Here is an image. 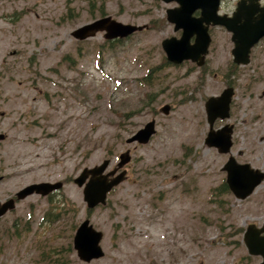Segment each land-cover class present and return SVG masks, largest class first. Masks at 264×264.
<instances>
[{
	"label": "rangeland",
	"instance_id": "1",
	"mask_svg": "<svg viewBox=\"0 0 264 264\" xmlns=\"http://www.w3.org/2000/svg\"><path fill=\"white\" fill-rule=\"evenodd\" d=\"M172 5L0 0V111L9 114L0 118V131L8 133L0 143V200L29 181L64 180L54 198H23L1 217L0 264H238L245 254L236 233L250 220L242 212L251 211V201L242 204L222 187L227 157L204 144V102L223 88L231 64L228 36L216 29L207 75L199 76L190 62H167L161 41L176 35L165 16ZM108 15L148 29L114 43L104 31L80 40L72 36ZM233 78L234 121L259 112L257 125L263 123L264 49L255 50ZM164 104L170 105L168 114L160 110ZM26 108L40 127L26 130L18 121ZM51 111L64 120L61 129L41 121ZM151 119L156 131L147 142H125ZM249 124L239 125L243 131ZM127 149V177L106 205L87 208L72 178L105 160L108 171ZM45 212L48 220L44 215L41 221ZM16 217L19 226L9 227ZM85 218L103 233L104 256L90 262L79 260L72 248Z\"/></svg>",
	"mask_w": 264,
	"mask_h": 264
},
{
	"label": "water",
	"instance_id": "2",
	"mask_svg": "<svg viewBox=\"0 0 264 264\" xmlns=\"http://www.w3.org/2000/svg\"><path fill=\"white\" fill-rule=\"evenodd\" d=\"M165 3L171 1H177L180 4L178 8H167V20L174 23V30L181 28L182 35L179 39L174 37L165 38L161 41L162 49L165 52L166 58L172 63H180L185 59L197 61L198 65L203 62L204 55L207 52V47L210 38L207 34V24L211 21L213 24H221L225 26L230 32H232V40L236 46L232 50L233 59L236 63L245 64L249 61V52L251 46L264 35V17H259L258 20H254L249 17H244L245 22L241 25L237 23L240 21L239 16L232 18H225L216 15L213 8V12L209 15L206 14L204 8V0H163ZM193 2V3H192ZM195 2V3H194ZM202 6V16L199 18H191L192 8L189 5ZM190 18V19H189ZM242 18V17H241ZM205 23V24H204ZM144 28V25H135L130 23H122L112 18L111 16H104L95 19L90 23H86L72 31V36L77 39H84L89 36L95 35L99 31H104L103 36L107 39L123 38L135 31H140ZM196 34L195 42L190 43V37ZM245 36L249 38L246 39ZM243 44L242 47L239 45ZM242 57V58H241ZM241 58V59H240ZM232 89L227 88L222 91L218 96H210L205 102V111L207 121L212 124L217 117L228 116V104L232 96ZM169 105L161 107V111L168 113ZM154 120L146 123L143 128L137 130L126 142L130 143L138 141L140 143L147 142L148 138L154 132ZM228 130H222L218 132L210 131L206 138V143L209 146H215L218 151H226V148L221 147L222 141L225 144L228 143ZM222 134V135H221ZM225 135V136H224ZM4 138L3 134H0V139ZM226 139V140H225ZM221 142V143H220ZM130 160L129 149L119 154V161L116 167L104 173L108 166V160L100 165L93 167H84L81 172L74 178V183L78 187H82L83 200L86 202L87 208H94L101 204L105 205L107 193L125 178L126 170H122L120 173L115 174L117 169L124 166ZM227 171V183L230 189L237 197L244 198L249 194L252 188L246 189L241 181L235 176V167L232 165V161L227 163L224 167ZM233 170V171H232ZM235 174V175H234ZM236 177V178H235ZM259 181V180H258ZM257 181V182H258ZM255 182L253 185H255ZM61 186V183L51 184L48 182H42L38 184H31L22 188L18 193V198H23L25 195L32 192H37L42 195L47 194L53 189H57ZM0 208V215L7 209H11L14 206L12 199L3 203ZM258 231L251 230V227H247L244 236L245 245L250 253H258L263 257L261 264H264V238H259ZM103 237L101 230L96 229L91 223L89 218L84 219L76 228L73 236V248L76 251L77 257L84 261L90 262L93 259H98L104 255V251L100 245V240Z\"/></svg>",
	"mask_w": 264,
	"mask_h": 264
},
{
	"label": "flooded vegetation",
	"instance_id": "3",
	"mask_svg": "<svg viewBox=\"0 0 264 264\" xmlns=\"http://www.w3.org/2000/svg\"><path fill=\"white\" fill-rule=\"evenodd\" d=\"M163 1V0H162ZM164 2V1H163ZM165 3V2H164ZM169 3H172L173 5L168 8H178L180 7V4L177 3V1H171ZM193 3V2H192ZM195 3V2H194ZM204 8L206 9V14L209 15L210 13L213 12V8L215 7V13L218 16L225 17V18H232L235 16L240 17V21L237 23L238 25H241L245 22L244 17H249L254 20H258L259 17H264V0H204ZM190 8H192L191 11V18H199L202 16V11L203 7L202 6H194V4L189 5ZM234 14H236L234 16ZM165 16L167 19V12L165 11ZM242 17V18H241ZM190 19V18H189ZM168 21V20H167ZM169 22V21H168ZM171 23V22H170ZM205 24V23H204ZM173 29L175 24L172 23ZM146 29V28H145ZM148 29V28H147ZM216 29H221L225 33H227L228 36V42L225 43V46L227 47L228 50H230L231 54V64L225 73V75H222V83H223V88L221 92L218 94L220 95L224 89L231 88L233 93L230 98V102L228 104V116L222 118V117H217L212 124H210L207 120L208 124V131L204 137V144L207 146L206 143V138L208 136V133L210 131L213 132H218L222 130H228V143L225 144L224 141L221 143V147L223 149L226 148V151H218L215 147H211L216 149V151L221 154L223 157H227V160L223 163L221 166V171L224 172V180L222 184H226L227 180V171L224 170V167L227 163L232 161V165L235 167V176H237L238 180L242 182L244 187L246 189L252 188V191L249 195H246L244 198L240 197H235V199L239 200L242 204L251 201L252 207L250 208L251 211L249 212H242V214H246L250 216V220L245 224V227L242 228L241 230L238 229V232L236 234H240L241 237V243L244 248L245 254L241 257H238V264H261L263 261V257L261 254L258 253H250L244 243V236H245V231L247 227H251V230L258 231V237L259 238H264V122L261 124L257 125V121L262 119V115L259 114V112L252 113V116L249 118L239 116L237 121L235 120V114L233 113L232 106H233V98L235 95V79L233 78L235 76V72L237 71L239 66L245 65L242 63H236L233 59L232 55V50L236 46L235 42L232 40V32H230L225 26L221 24H213L211 21L207 24V34L210 38L208 47H207V52L204 55L203 62L201 65H198L197 61H193L190 59H185L180 63H177L176 65L183 64L185 61L190 62V65L194 68V71L199 72V76L201 75H207L209 73V66H210V60H208V51L209 48L214 45L213 38L216 32ZM182 29L179 28L178 30H175L174 32L176 33L175 36H170L174 37L176 39H179L182 35ZM168 37V38H170ZM195 37L196 34H193L190 37V43L193 44L195 42ZM246 39H248V36H245ZM224 46V43L221 44ZM243 44L239 45V47H242ZM162 47V46H161ZM264 49V35L259 37V39L251 46L250 52H249V62L252 60L253 52L257 49ZM242 58V57H241ZM240 58V59H241ZM173 64V63H172ZM181 64V65H182ZM258 81V78L254 79V82L251 86V82H249V87H253V85ZM216 95V96H218ZM264 95V91L263 94ZM255 99V98H254ZM259 100V95L258 98ZM256 100V99H255ZM256 100V101H258ZM206 101V100H205ZM264 108V103L261 106ZM204 110H205V102H204ZM9 114H5L3 111H0V118H4ZM232 118V121H229V119ZM41 121H44V125L46 128L48 127H56L57 129H61L64 126V120L55 119V113L54 112H46L43 114V116L40 118ZM56 120V122H55ZM19 122L23 123L25 122L24 126L25 129L28 130L27 127L29 126H39L40 127V121L38 118H36V113L34 111H30V109L26 108L24 109V112H21V118L18 120ZM250 123L248 126H245V130L242 131L241 125L239 124H244V123ZM15 124V123H14ZM257 125V126H256ZM215 126V127H214ZM259 127L260 129H258ZM2 131V130H1ZM0 133L4 135V139L0 140V143L4 141L5 139L7 140L8 138V133L5 131H2ZM26 132V131H25ZM56 135V134H55ZM222 135V134H221ZM27 136V135H26ZM54 136V134H52ZM225 136V135H224ZM226 140V139H225ZM37 141L35 139L34 143ZM209 147V146H207ZM260 154L262 159L258 157L257 154ZM258 159L255 161V159ZM33 171V170H32ZM233 171V170H232ZM44 177H47L44 172H42ZM126 173V177H127ZM236 178V177H235ZM63 179V178H62ZM259 180V181H258ZM4 181V177L0 175V185ZM62 182L64 185V180L56 179L53 181H50L47 178L44 180L36 181V182H27L22 185L21 188L17 189L13 193V197H8L4 200H0V205L4 203L5 201L12 199V203H14V206L12 209L6 210L4 214L0 215V220L2 216H5L15 209V207L18 204L19 200H23V198L27 197H32L35 196L37 200L43 199V200H48L54 198L55 195H57L58 192L63 188L60 187L59 191H51L48 192L45 195L33 192L30 194L25 195L26 197L23 198H18L17 193L25 186L30 185L32 183H40V182ZM258 181V182H257ZM255 182H257L255 185H253ZM227 186V184H226ZM116 188V187H115ZM228 189V186L226 190ZM113 190V189H112ZM229 190V189H228ZM2 206H0L1 208ZM12 210V211H11ZM44 215L46 220L47 218V213H43L41 217V221L44 219ZM19 226V220L18 217L12 218L9 222V227H18ZM235 234V235H236Z\"/></svg>",
	"mask_w": 264,
	"mask_h": 264
},
{
	"label": "trees",
	"instance_id": "4",
	"mask_svg": "<svg viewBox=\"0 0 264 264\" xmlns=\"http://www.w3.org/2000/svg\"><path fill=\"white\" fill-rule=\"evenodd\" d=\"M109 41H110V40H109ZM119 41H120V40H115V41H114V40H111L110 43L119 42ZM152 70H153V68H152L150 71H152ZM148 73H150V72H148ZM148 73H147L145 76H147ZM148 76H149V75H148ZM148 76H147V77H148ZM222 187H223V188H226V184H225V183L222 184ZM67 251H68V250H67ZM42 258H43V257H42ZM42 260H43V259H42Z\"/></svg>",
	"mask_w": 264,
	"mask_h": 264
}]
</instances>
